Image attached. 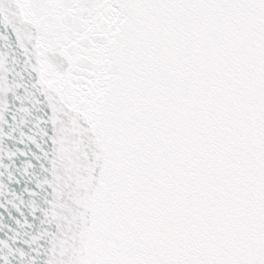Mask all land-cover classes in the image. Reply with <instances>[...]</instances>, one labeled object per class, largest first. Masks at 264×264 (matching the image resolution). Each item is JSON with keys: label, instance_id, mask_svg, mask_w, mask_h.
Instances as JSON below:
<instances>
[{"label": "snow or ice", "instance_id": "6c2138e0", "mask_svg": "<svg viewBox=\"0 0 264 264\" xmlns=\"http://www.w3.org/2000/svg\"><path fill=\"white\" fill-rule=\"evenodd\" d=\"M0 264H264V0H0Z\"/></svg>", "mask_w": 264, "mask_h": 264}]
</instances>
